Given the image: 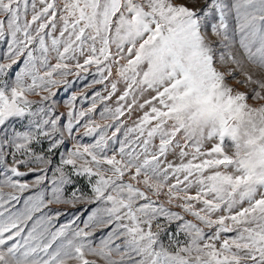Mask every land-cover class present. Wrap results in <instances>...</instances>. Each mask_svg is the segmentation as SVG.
Instances as JSON below:
<instances>
[{
	"label": "snow or ice",
	"instance_id": "snow-or-ice-1",
	"mask_svg": "<svg viewBox=\"0 0 264 264\" xmlns=\"http://www.w3.org/2000/svg\"><path fill=\"white\" fill-rule=\"evenodd\" d=\"M0 177V264H264V0H0Z\"/></svg>",
	"mask_w": 264,
	"mask_h": 264
},
{
	"label": "rangeland",
	"instance_id": "rangeland-1",
	"mask_svg": "<svg viewBox=\"0 0 264 264\" xmlns=\"http://www.w3.org/2000/svg\"><path fill=\"white\" fill-rule=\"evenodd\" d=\"M18 68H14V71H18ZM95 67H91L89 69L88 73H81V75L79 77L77 76H69L68 80L71 81L70 84L68 85H60L58 86V88L54 89V91L57 93L56 96L53 98L55 101H57L60 110L63 111L64 110V106L66 105L67 101L71 98V96L73 94H76L78 99L76 101V108L77 109H81V108H88L91 106L92 103V97L94 95L95 92H100L101 95H105V89H104V85L102 84H97V85H93L92 88H87L86 86L88 84L92 83L93 80V76L95 75ZM98 78V77H97ZM230 83H233V81H229ZM107 83V82H105ZM237 87H239L238 85H235ZM244 90V89H241ZM85 93L87 95V99H84L83 96L80 95V93ZM33 99H35L36 97H32ZM105 104H107L109 107H115V97H113V99L111 101H105ZM104 104H101L99 100H97V111L95 113L92 114V118L95 119L97 122L99 123H103V121L100 118L99 113L103 110ZM141 113L137 112L136 115H140ZM133 119H135V116L133 117ZM121 120H125V117H121ZM66 122V120H65ZM128 123L129 126H131V121H126ZM111 131V130H110ZM123 138V137H121ZM92 138L91 137H84L82 142L84 143H88L91 142ZM49 177H51V173H49ZM0 179H2V177H0ZM25 180L31 182L34 177L32 175H29L27 177L24 178ZM46 183H49L50 185V180L46 181ZM5 191H7V189H5ZM30 193H25L24 195H29ZM68 195H70V191L67 193ZM19 207V205L17 206ZM53 208L55 207H59L56 205L52 206ZM97 207L96 204H91V205H78L77 208H71L68 207L66 209H63V211L65 212L64 215H62L57 221H55V225L56 227H59L61 224H66L68 223L70 220L73 219L74 215H79L80 220L77 221L78 224H80V226L82 227V221L87 219V216L91 213V211L93 209H95ZM86 208V211L84 210ZM29 226H31V222H29ZM75 226V225H73ZM100 235V233H97V237Z\"/></svg>",
	"mask_w": 264,
	"mask_h": 264
}]
</instances>
